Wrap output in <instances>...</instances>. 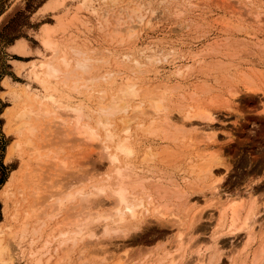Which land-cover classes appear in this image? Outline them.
Listing matches in <instances>:
<instances>
[{
    "label": "rangeland",
    "instance_id": "rangeland-1",
    "mask_svg": "<svg viewBox=\"0 0 264 264\" xmlns=\"http://www.w3.org/2000/svg\"><path fill=\"white\" fill-rule=\"evenodd\" d=\"M46 2L48 0H0V178L3 179L0 184V226L11 223L14 226L16 222L11 219L10 213L17 210L19 218L20 216L22 218V209L30 206V201L35 202L33 195L37 193L30 194L31 179L27 178L30 173L25 178L30 182L29 186L27 185L29 189L24 180V174L28 172L26 170L32 171L35 165L32 159L35 154L32 155L31 148L25 150L23 147L25 137H31L30 140L32 145L37 147L38 155L48 153V156L44 154L39 158L43 156L50 158L49 156L56 152L57 157L54 155L53 157L64 159L63 163H66L61 167L62 164L58 166L57 162L51 165L50 159L49 162L45 157L44 161L41 159L42 164L35 166L39 174L35 172L38 175V182L39 178L46 180L42 181L44 183L40 181L42 189L63 176L62 184L65 181L69 182L70 188L67 187L70 190L76 191L82 187L81 192L87 191L93 184L91 182L102 179L108 170L107 160L96 144H88L77 139L72 131H68V126L72 127L71 119L65 124L61 123L62 125L52 115L39 117L34 121L28 119L30 124L35 126L34 134L30 135L15 128L19 126L21 120H16L14 113H17L25 103L35 108L36 101L47 103L51 99L58 107L81 106L85 115L82 122L91 123L95 114L92 115L90 110L96 107L94 104L103 95V91L105 94L114 92L124 76H128L134 77L138 88L156 91L159 89V92H164L163 102L172 118L179 120L177 117H180L181 121L184 119L182 122L186 129L191 130H188L190 133L188 132L186 139H178V142L165 141L161 138L162 134L149 133L147 129L145 130L150 122L149 115L137 113L135 119H131L129 123L132 136L128 141L132 145V153L127 156L128 160L126 158L124 161L130 162L134 169L149 181H158L173 187L177 183V187L180 184L178 191L182 192L184 189V193H187L185 200L188 195L191 210L197 212L195 214L200 217L195 216L197 220L193 228H186L190 222L184 211L179 207L177 209L176 206V209L171 207L175 210L174 218H179L185 228L184 236H181L184 248L177 252L175 250L178 247L176 241L178 229L170 221L173 216L160 219L159 216L145 214L139 222L141 223L139 228L130 230L127 234L116 232L106 235L102 223L96 222L90 227L95 236L78 238L72 245H69L71 244L69 240L65 246L59 248L61 251L59 249L54 251L56 254H50L53 252V246L58 244V240L53 238L48 251L42 256L39 255L42 263L52 264V261L55 262L61 254V259H66L64 262L60 260L59 264H113L121 259L125 252L126 257L123 258L125 264H145L148 260H155L159 254L169 251L176 256L179 253L180 259H177L179 264H197L200 253L210 255L217 247L218 251L213 253L215 264L234 262L252 264L254 253L259 249L258 242L260 244L264 241V0H66L62 6L53 8L54 10L45 8ZM125 26L128 27L124 28ZM46 27L50 30L51 37L57 42L59 40L57 56L61 57L66 52L65 57L69 59L75 52H80L83 57L91 60L88 63L90 67L88 75L76 70L77 73H81L82 78L94 76L95 80L92 79V82L85 85L81 82L86 89L82 86L76 90L71 88L72 92L69 90L71 80L61 85V78H57L55 82L52 80L44 84L36 77L35 72L40 68V64L49 58L48 49L42 43ZM20 43L25 47L20 49L18 45ZM196 52H200L198 61L192 60L188 55ZM178 68H183L185 74L183 75V71L179 76L176 73ZM227 98L230 104H226ZM102 99L101 102H107L108 96ZM139 103L138 100L131 101L133 106ZM198 103L212 113V121H205L193 115L195 111L188 106ZM146 105L147 102L142 104L144 108ZM130 113L116 114L117 129L123 116ZM185 115L190 116L187 118ZM207 123L208 127H211L209 130H215L213 132L216 133L217 142L209 144L207 141L209 145L206 144L213 147L206 148L207 146H204L206 141H203V145L195 144L193 149H187L182 154L175 153L180 149L178 147L180 142L183 144L194 136L200 138L196 135L200 130H204ZM15 142L20 143L19 147L14 146ZM176 143L178 146L174 145ZM40 147L41 149H38ZM46 147L50 148L49 152H45ZM43 148L45 150H42ZM196 148L203 153L215 151L213 153L217 154L222 163L220 166L217 165L219 168L214 171L218 175L214 176L218 179L217 182L221 180L215 193L208 187L202 188L204 184H208L210 178L197 177L195 172H191L192 163L200 162V157L195 155L199 152L195 151ZM53 149L54 151H50ZM143 155H148L147 159L143 160ZM205 156L206 154L201 158H206ZM66 172L70 175L69 173L66 175ZM51 179H54V182L51 183ZM37 181L35 184H38ZM46 183L48 185H45ZM32 184V190L40 189V186L34 188L33 181ZM247 192L255 199L258 210L252 241L248 240L245 230L227 231L220 226L218 219L219 201L225 199L226 193L234 197L244 196L242 201L240 200L242 207L239 212L243 215L251 202L249 197L247 198ZM84 198V195H76L72 201L66 203L69 204V208L66 206L68 210L70 209L69 212L81 219L84 218L86 210L92 209L91 213H95L94 210L99 212L111 207L110 198L100 196L98 199L101 204L97 207L89 206L87 209ZM43 200H37V203H43ZM174 200L171 198L168 201L171 206ZM48 204L42 209L46 213L50 211L47 209L50 208ZM63 213L65 212L49 219L45 217L48 222L41 217L45 219L42 226L31 225L32 221H28L26 234L18 239L17 243L14 242L16 264H29L28 251L43 244V240L47 239H44L46 232L57 235V228L52 230L53 232L49 230L56 226L55 222L58 224V220L60 222L64 218ZM187 214L191 215L190 212ZM79 217L75 220L70 219L79 221L81 220ZM35 226H39V235L37 232L33 234L29 231L32 228L34 232ZM33 239L29 248L28 242ZM215 240L216 245L213 244ZM64 247L70 250H65L66 253L69 252L64 254L68 258L63 256ZM46 249L39 252L43 253ZM47 253L52 257L44 262ZM165 262L166 259L162 264Z\"/></svg>",
    "mask_w": 264,
    "mask_h": 264
},
{
    "label": "bare ground",
    "instance_id": "bare-ground-1",
    "mask_svg": "<svg viewBox=\"0 0 264 264\" xmlns=\"http://www.w3.org/2000/svg\"><path fill=\"white\" fill-rule=\"evenodd\" d=\"M65 1L66 0H48V2H46V6L45 5L44 6H45V8H51V10H52L53 8H57V7L62 6L65 3ZM139 22H141V19L139 20ZM126 27H128V26H125L124 28H126ZM129 28H130V26H129ZM58 42H59V40H58ZM58 42L55 39H53V37H51L50 30L48 29V27H46L44 38H42V43L48 49V57L49 58H47L48 59L47 61H45V62L43 61L40 64V68L36 72L34 71L38 80L44 84H48L52 80L54 81L57 78H61V81H62L61 85H64L65 82L71 80L72 83H71V86H69V90H71V88L73 90H76L79 87L81 88V86L83 84L85 85V83H87V82H92V79L95 80V78H93L94 76L92 77L91 75H90L91 77H89V78H84V77L82 78V76H81V73H84V74L88 73L89 68H90L88 63H89L90 59L83 57L80 52H75L74 56L69 58V59L67 57H65L66 52H64V51H62L64 53L62 54L61 57H59V55L57 56V51H58V45L57 44H58ZM18 45H19L20 49L25 47L23 43H20ZM188 55L190 56V58H192V60L194 59L195 61H198L197 57L200 56V52H196V53L188 54ZM123 58L125 59L126 57L123 56ZM200 60H201V57H200ZM136 63L137 62H135V64ZM116 64L119 65L118 63H116ZM139 65L140 64H138L137 67H139ZM136 69L137 68H135V70ZM76 70L81 71V73H77ZM130 70H131V68H130ZM183 71H184L183 68H178L176 70V73H178V75L180 76V74L183 73ZM184 74H185V71H184L183 75ZM87 75H84V76L87 77ZM97 77H98V75L96 76V79H97ZM108 77H109V75H108ZM130 78L131 77L124 76L123 81L121 83H118L115 91L112 93L108 92L109 94L108 93L105 94V92L103 91V93H102L103 95H101V96L105 98V96L107 95L108 96L107 102L105 100H104L105 102H101L103 99L99 95L101 97V98L100 97L98 98L100 102L97 99V101H96L97 103L94 104V107L95 106L96 107L93 108L92 110H90V113H92V115H93V113L95 114L92 117L93 120L91 123L86 122V121L82 122V118L85 115H84V112H83V109L81 106H78V105H76V106L75 105L74 106H70V105L69 106L68 105L62 106L60 104L62 107H58L55 105V103L51 99H49V101L47 103L36 101L37 105L35 108L32 107L31 105L26 104V103H25L26 104L25 105L23 102L24 106L22 105L23 107L19 111H17V113H14L15 119L21 120V121H19V123L20 122L21 123L20 124L18 123L19 126L18 127L15 126V128H17V130L20 132H23V131L28 132L27 134H30V135L34 134L35 126L31 125L30 121H28V119H32V121H34L35 119L37 120L39 117L41 118V117H47V116L52 115L55 119H57V121H59V124H61V123L65 124V123H67L68 120L71 119L72 127L69 128V126H68V131L69 132L72 131L73 135L77 139L83 140V141L87 142L88 144L89 143L96 144V146L99 147V150H101V152H102L101 154H103L104 158H106V160H107L108 170L102 179L97 180V182H95L96 180L91 182L93 184L90 183L91 185H90L89 189L87 187V189H88L87 191L81 192L82 191L81 190L82 187H81V188H79V190L75 189L76 191L71 189L72 190V192H71V190L69 189L70 185H68L69 182L65 181L64 182L65 185L62 184V180H64V177L62 175H61L62 179L59 177L60 180L55 179L56 182L53 181L54 179H51L52 180L51 183L52 182H54V183L50 184V185H48L46 183L45 185H48V186H46L45 188L43 187V189H42L41 182L44 180H41L39 178V180L41 182L37 181V179H38L37 174H39V172H37L38 169H35V168L37 167V164L44 161L43 158L45 156H48L47 155L48 153L47 154L44 153L45 156H43L42 158H39L40 155H44V154L40 153V155H38L39 152H37V147H35V145H32L33 143L30 140V138H31L30 135H29L30 138L27 137L28 139L24 136L25 140H23V143L20 141L24 145L23 147H25V150H26V148H29V149L31 148L30 150H31L32 155L35 154L34 158L32 157V159H34L33 162L35 163L34 167L32 166L33 167L32 169L34 171L32 169H31L32 171H30V170H26L28 172L24 171V172H26L25 173L26 175L24 174V180H26L25 185L27 186L28 183H30V182L32 184V181H33L34 182V188L40 186L39 187L40 189L39 190L34 189V190H36V191H34V190H32L31 184H29L31 187V193L30 194L33 195L34 193H37V194H35L36 196L33 195L35 197L34 200H33V197H31V200H33L35 202L30 201L29 202L30 206L26 202L28 207L25 205L27 208L22 209L23 210V217L21 218V216H20L21 219L19 218V213L17 210L16 211L14 210L13 213H10L11 219L14 222H16V224L14 226L11 225L12 223L11 224L5 223L6 225L0 226V264H16L17 263L16 262V258H17L16 254L17 253L14 251V248H15L14 242H16L18 239L22 238L26 234V227H27L28 221H30V220L32 221L31 225L32 224H40L39 226H42L44 224L46 218L47 219L52 218L54 216L59 215L62 212H65V213H63V214H65L64 218L61 219V217H60L61 221L59 222V220H58V224H57V222H55L56 224L55 223L54 224L56 226L54 228L52 227L53 229L51 227H49V228H51L49 231H52L55 228H57V235H56V233H55V235H51L49 233L47 234V232H46L44 239L45 238H47V239L43 240L44 242L42 245H40V247H38V248L35 247V249L32 248L30 250L27 248V250H29L27 253L28 259H29L27 261L29 262V264H44V263H42L43 261H41V257L39 255L42 256L44 254V252L48 251V248H49L48 246L52 243L53 238L58 240L57 241L58 244L55 247L52 245L54 249L52 248L53 252H51L50 254H52V253L56 254L57 252H54V251H57L60 247L65 246L64 244L67 243V241H69V240H71V244L69 243V245H72L73 243H76V240L78 238L81 239L84 236L91 237L92 235H94V232L90 227L93 224H95L96 222L102 223V228H103V231L106 235L111 234V233H116V232H121L123 234H127V232H129L130 230H134V229L139 228L138 226H140V224H141V223L139 224V222L145 214H149V215L152 214V215H155L156 217L159 216V218L160 217L164 218V217H168L171 215L173 216L174 215L173 212L175 210L172 208L173 207L175 208V206H176L177 209L179 207V208H181L180 210L184 211L183 213L186 214V217L190 222L186 228H190V229L193 228V224H194L195 220H197V219H195V216L197 215L195 213H197V212H194L193 210H191L192 205L189 204L190 201L187 200L188 195H187V198L185 200V197H186L185 194H187V193H184V189L182 191L183 193L180 192V190L178 191L180 184L177 187L178 183L176 184V182H175L176 185L173 187V186H168L167 184H163V183L158 182V181L157 182L149 181V180H147V178H145L143 175H141V173L137 172L130 162L124 161V160H126L127 156H130L132 153V145L128 141L130 139V137L132 136L131 128L129 127V123H130L131 119H133L135 116H137V113L139 115L140 114L144 115L147 113L149 115L150 122H148L149 128H148V126H146L145 130L147 129L149 131V133L154 132V134H156V133L162 134L161 138L165 139V141H168V140L169 141H176L177 140V142H178V139L179 140L180 139H182V140L186 139L185 138L186 135L188 134V132L190 133V131H188L190 128L186 129V126L183 123L184 122L183 117H182V119H183L182 120L183 122H182L180 120L181 119L180 117H177V118H179V120L173 119L172 115L168 112V107L164 104L165 102H163L165 99L164 98L165 96L163 94L164 92L163 93H161V91L159 92L158 88H157L158 89L157 91L151 90V89L145 90L142 88H138L137 83H135V81L133 80L134 77L131 78L132 80ZM61 81H59V82H61ZM81 82H83L82 85H81ZM79 83H80V86H79ZM170 87H168V88H170ZM83 88L86 89L87 87L84 86ZM51 90H52V87H51ZM73 90H71V91L73 92ZM76 92H78V91H76ZM100 94H101V92H100ZM234 95H231V96H234ZM132 100H138V102H140V103L133 106V105H131ZM228 100L229 99L227 98L226 101H228ZM145 102L148 103V105H146L147 106L146 108H144L142 106V104ZM229 102L230 101H228L226 104H230ZM203 103H205V102L203 101ZM195 105L194 106L190 105L191 107L188 106L190 109L193 108V110L195 111L193 113L194 116L195 115L199 116L201 119H203L205 121L208 120L209 122L213 120L212 113L209 112V110L206 107H205L206 109L203 108L199 103L195 104ZM90 107H89V109H91ZM227 107L230 108L229 106H227ZM187 111H189V109ZM119 112L120 113L122 112V114H126L128 112H131L133 114L130 113L131 115L130 114H128V116L124 115L121 120L118 119V120H120L121 123H120L119 129H117L116 123H115L116 122L115 116ZM188 116H190V115H185V117L189 118ZM208 123L205 126L204 130H200L198 132V134L196 135V136H199L200 138L194 136L195 138L193 137V139H187L186 140L187 142L185 141V143H183V144H181V142L179 141L180 146H178L177 143L174 144L180 148L179 149L180 151L176 150L178 153L177 152H175V153L178 155L182 154L187 149H190V148L193 149V147H195L194 146L195 144L198 145L199 143H202V145H203V141H206L204 146L208 143L209 144H211L212 142L216 143L217 139L215 137L216 133H214L215 130H213V128H212V130L214 132L211 131V129L209 130L210 126L208 127ZM63 127L65 129V126H63ZM192 131H194V130H192ZM196 138H197V140H195ZM207 141H209V142L207 143ZM19 144L20 143H16L14 146L17 148V147H19ZM11 146H13V144ZM90 146H91V144H90ZM210 146H212V145H210ZM210 146H207L206 148H208ZM214 146H215V144H214ZM43 147L45 148V146H43ZM10 148H12V147H10ZM44 148L42 150H45ZM46 148L47 149L45 152H47V151L49 152L50 148L49 147H46ZM165 148H167V147H165ZM38 149H41V147ZM196 149H195V151L198 152L199 150L198 149L196 150ZM30 150H29V152H30ZM32 150H34L35 152ZM55 150H58V149H55ZM50 151H54V149L50 150ZM200 152H202V151H199L197 153L198 155L195 154L197 157H200L199 158L200 162L198 164H197V162H196V164L192 163V165H191L192 168L190 167L191 172H195V175L197 177L210 178V181L208 182V184H204L202 188L208 187L211 190H213V192L215 193V191H218V189H219L217 187V185L220 186V184H218V182L221 180H219L217 182L218 179L216 177H214L217 174L214 171L219 168L217 165L220 166V164H222V163H220V159L216 156L217 154L213 153L215 151H210V152L208 151V153L204 152L206 154V156H205L206 158H201V157H204L205 154L203 152H202L203 154ZM54 153L56 155L51 153L52 155L49 156L50 158L45 157L46 158L45 160H48V162H49V159H50L49 163L51 165L56 164V162H57L58 164H56V165L59 166L62 164L61 167H64V165H63L65 163V162L63 163L64 159L59 160L60 159L59 157L56 158L57 153L56 152H54ZM169 154L171 155L172 152L171 153L169 152ZM53 155L56 157H53ZM36 156H37V159H36ZM146 156H148V155H143L142 159L143 160L147 159ZM62 158H63V156H62ZM39 159H40V162H39ZM41 159L43 161H41ZM127 160H128V158H127ZM59 161H60V164H59ZM34 163H32V164H34ZM65 165H66V163H65ZM68 165H69V163H68ZM58 166H56V167H58ZM69 170H70V168H69ZM35 171L37 172V174ZM68 173L69 172H66V175H68ZM60 174H62V173H60ZM60 174H58V175H60ZM27 175H28L27 178L29 180L31 179L30 182L28 179H25ZM30 175H32L33 178H35V180H33L32 176L30 177ZM69 175H70V173H69ZM220 176H222V174ZM218 178L222 179V177H218ZM46 179H48V178H46ZM74 179H76V178H74ZM35 181H37L39 185L35 184ZM47 181H49V179ZM44 182H42V183H44ZM173 183H174V181H173ZM28 186H27V188H28ZM5 187H6V185H5ZM176 187H177V189H176ZM187 188H189V187H187ZM67 189H69V191H67ZM3 191L6 192L5 190H3ZM25 191H26V189H25ZM38 191H40V192L42 191L43 193L41 192V194H40V192L38 193ZM79 191L81 192L80 193L81 196L84 195V197H85L84 199H86V201L84 203H85V207H87V209L89 206L97 207V205H100L101 201H100V199H98V197H100V196L109 197L110 201H111L110 202L111 207L104 209V210H100L99 212L98 211L96 212L94 210L93 212H95V213H91L92 209H89L91 211H88L84 207L87 212H86V214L84 213L85 216L83 214L84 218H82V219H84V220L82 221V219L79 216H76V215L74 216V214L72 215V212L71 213L69 212L70 209L68 210L69 204L66 205V203L72 201L76 197V195L77 196L80 195V194L79 195L77 194V193H79ZM9 194H10V192H9ZM246 194H247V198L249 197L251 202H249L248 207H246L245 211L243 209V211H244L243 215H240L239 212H240V209L242 207L241 201H242V198H244V196L236 195L237 197H234L232 195H229V193L228 194L226 193V196L224 197L225 199L224 200L221 199L222 201L220 200V197H219L218 199L220 201H219V210L218 211H219L220 216L218 219H220L219 220L220 226L224 227L226 230L227 229L231 230V232L236 231V230L237 231L238 230H245L246 234L248 236V240L252 241V239H254V236H255L254 235V233H255L254 232V230H255L254 225L256 222L255 216L258 215L257 214L258 210L255 206L256 205L255 199L251 198L252 195L250 194V192H247ZM32 195H30V196H32ZM171 198L175 199L173 202V206H171L168 202ZM40 199H44L43 203L42 202L37 203L38 202L37 200H40ZM178 200H179V202H178ZM49 201H51V203ZM176 201H177V204H176ZM48 202L50 204H48ZM31 203H33V204L31 205ZM34 203L35 204L37 203V204L34 205ZM45 203H46V205H45ZM47 204H48V207H50L51 209L47 208L50 211H47V213H46L42 209H44L45 206H47ZM38 206H43V207H38ZM65 207H66V209H65ZM197 210H199V209H197ZM188 212L191 213L190 216L187 214ZM198 214H200V213H198ZM9 217L10 216L8 215L7 218H9ZM41 217H44V218L46 217V218L44 219ZM77 217H79V219H81V220H79L80 223L78 220L74 221ZM196 217H200V215H197ZM70 218H73L74 220L71 221ZM47 219H46V221H47ZM81 221L83 223H81ZM170 221H172L173 225H175L178 229V237L176 239V241L178 243V247H176V250H175L177 252V250H183V248H184L182 238H181V236H184V232H183L184 227L182 226L183 223L179 218H174V216H173V219ZM39 226H35L37 231L34 229V232H33L32 228L29 231H31V233H33V234L35 232H37L36 234L39 235V233H38V229H39L38 227ZM218 227H219V225H218ZM180 230H182L181 233H180ZM27 235H28V233H27ZM188 236L190 237V235H188ZM36 237H38V236H36ZM33 241H34V239L29 241L28 246H29L30 242L32 243ZM39 241H40V239H39ZM41 242H42V240H41ZM54 242H55V240H54ZM213 244L216 245V240H215V242H213ZM69 245H68V248H70ZM13 246H14V248H13ZM258 246H259V249H257ZM258 246L256 247L257 252L254 253V256L251 260L252 264H263V262H264V241H262L260 244L258 242ZM46 247H47V249H46ZM72 247H71V249H72ZM29 248H30V246H29ZM68 248H67V250L70 251ZM245 248H243V249H245ZM43 249H46V251H43V253L39 252V251H42ZM215 249L212 251V253L210 255L208 253H207V255H201V253H200L198 255V258H197V262H198L197 264H215L214 263L215 259L213 258V255L218 251V248L216 247ZM62 250H63V256L66 257L67 255H64V254H68L69 252L66 253L67 250L65 249V247ZM111 253H113V252H111ZM50 254L47 255L48 258H47V256H45L46 258H45L44 262L49 261L50 257H52V256H50ZM59 255H60V257L55 255L58 257V259L56 257L57 260L55 262L53 260L52 261L53 263L51 262L52 264H59L60 263L59 261L62 260L61 259L62 255L61 254H59ZM208 255H209V257H207ZM158 256L159 257H157L155 260L154 259L151 261L148 260V262L145 264H162V262L165 259H166V262L164 264H179V260H177L178 258L180 259L179 253L176 256L173 252L166 251L162 254H159ZM125 257H126V253L124 252V254L122 255V258L117 260L113 264H125V261L123 260V258L125 259ZM67 258H68V256H67ZM64 259H66V258H64ZM103 259H105V258L103 257ZM176 261H178V262H176ZM231 264H236V263L234 262Z\"/></svg>",
    "mask_w": 264,
    "mask_h": 264
},
{
    "label": "trees",
    "instance_id": "trees-1",
    "mask_svg": "<svg viewBox=\"0 0 264 264\" xmlns=\"http://www.w3.org/2000/svg\"><path fill=\"white\" fill-rule=\"evenodd\" d=\"M0 13H1V11H0ZM3 182V179L2 178H0V184Z\"/></svg>",
    "mask_w": 264,
    "mask_h": 264
}]
</instances>
